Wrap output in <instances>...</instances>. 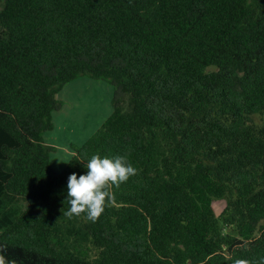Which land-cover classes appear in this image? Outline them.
<instances>
[{
  "label": "trees",
  "instance_id": "trees-1",
  "mask_svg": "<svg viewBox=\"0 0 264 264\" xmlns=\"http://www.w3.org/2000/svg\"><path fill=\"white\" fill-rule=\"evenodd\" d=\"M84 76L112 112L57 172L44 136ZM97 154L137 174L95 222L69 218L68 178ZM0 256L264 264V0H0Z\"/></svg>",
  "mask_w": 264,
  "mask_h": 264
},
{
  "label": "rangeland",
  "instance_id": "rangeland-1",
  "mask_svg": "<svg viewBox=\"0 0 264 264\" xmlns=\"http://www.w3.org/2000/svg\"><path fill=\"white\" fill-rule=\"evenodd\" d=\"M57 97L61 109L54 112L52 118L56 134L60 133L63 137L58 138L60 143L53 146L55 151L51 153V156L54 155L60 158L61 162L56 166L58 169L65 162L63 168L57 170V172H60L64 169L70 157V151L73 152L72 144L81 145L111 114L113 86L104 81L84 76L66 85ZM82 103L86 105H81ZM80 106L86 108L81 111L79 110ZM92 117L95 119H92ZM49 132H52V130ZM64 140L65 142L69 141L68 144L65 145ZM52 163L55 164V159ZM227 201L226 198L214 201L213 206L217 215L221 214L226 208ZM12 202L21 206V208L25 207V204L19 200H13ZM234 228L232 225L225 227L228 232L235 235ZM94 254V251H91L90 255L94 256Z\"/></svg>",
  "mask_w": 264,
  "mask_h": 264
},
{
  "label": "clouds",
  "instance_id": "clouds-1",
  "mask_svg": "<svg viewBox=\"0 0 264 264\" xmlns=\"http://www.w3.org/2000/svg\"><path fill=\"white\" fill-rule=\"evenodd\" d=\"M86 174L73 173L68 178L67 200L70 208L64 213L69 218L86 214L89 221L95 222L104 212L105 203L114 199L111 188H119L130 177L137 174V169L128 163L125 156L114 158L93 155L85 164ZM0 264H6L0 256ZM14 264V262H13ZM236 264H245L237 261Z\"/></svg>",
  "mask_w": 264,
  "mask_h": 264
},
{
  "label": "crops",
  "instance_id": "crops-1",
  "mask_svg": "<svg viewBox=\"0 0 264 264\" xmlns=\"http://www.w3.org/2000/svg\"><path fill=\"white\" fill-rule=\"evenodd\" d=\"M60 137H63V135H61L60 133L56 134V129H55V126H54L52 132H49V133H46V134H45V136H44V140H45V143H46V144L51 145V146H55V145H57V144L60 143V142H59L60 139H58V138H60ZM67 142H69V141H67ZM67 142H65V140H64V144H65V145L68 144ZM84 142H85V141H84ZM84 142H83V143H84ZM83 143H82V144H83ZM65 145H64V146H65ZM69 151H70V150H69ZM73 154H74V153L70 151V157H71ZM54 157H55V158H54ZM70 157L68 158V160L70 159ZM54 159H55V164L53 165L52 162H53ZM68 160H67V162H68ZM60 162H61L60 158H57V157L54 156V155L51 156L50 164H51V166L53 167V169H55V171L60 170V169L63 168L65 162H63V165H61L60 169L56 168V166L58 165V163L60 164ZM67 162H66V164H67Z\"/></svg>",
  "mask_w": 264,
  "mask_h": 264
},
{
  "label": "bare ground",
  "instance_id": "bare-ground-1",
  "mask_svg": "<svg viewBox=\"0 0 264 264\" xmlns=\"http://www.w3.org/2000/svg\"><path fill=\"white\" fill-rule=\"evenodd\" d=\"M73 91H74V89H73ZM83 98V97H82ZM83 101V100H82ZM81 105H86V104H84V103H82ZM79 107V106H78ZM81 107V106H80ZM86 107L85 106H83V107H81L79 110H83V109H85ZM89 117V116H88ZM92 119H95L94 117H92Z\"/></svg>",
  "mask_w": 264,
  "mask_h": 264
}]
</instances>
